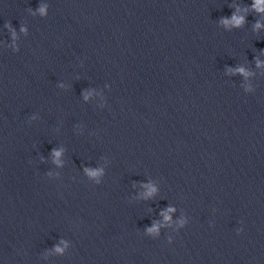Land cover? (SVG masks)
<instances>
[{
    "label": "clouds",
    "instance_id": "9594fccd",
    "mask_svg": "<svg viewBox=\"0 0 264 264\" xmlns=\"http://www.w3.org/2000/svg\"><path fill=\"white\" fill-rule=\"evenodd\" d=\"M234 20H235V22H236L237 24H240V23H241V20H240V19H236V18L234 17Z\"/></svg>",
    "mask_w": 264,
    "mask_h": 264
}]
</instances>
